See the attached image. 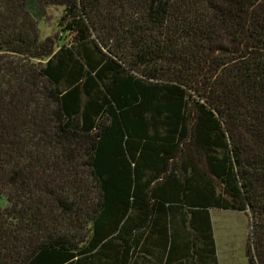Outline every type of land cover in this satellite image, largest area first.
<instances>
[{
  "label": "trees",
  "instance_id": "16d2710c",
  "mask_svg": "<svg viewBox=\"0 0 264 264\" xmlns=\"http://www.w3.org/2000/svg\"><path fill=\"white\" fill-rule=\"evenodd\" d=\"M7 1L62 9L0 23V56L44 61L0 85V264H218L212 208L264 223V0Z\"/></svg>",
  "mask_w": 264,
  "mask_h": 264
},
{
  "label": "rangeland",
  "instance_id": "374dc122",
  "mask_svg": "<svg viewBox=\"0 0 264 264\" xmlns=\"http://www.w3.org/2000/svg\"><path fill=\"white\" fill-rule=\"evenodd\" d=\"M7 4V0H0V12L5 8ZM61 9V5L49 6L47 8V15L45 20L40 21L36 20L31 15L27 16V14H23V12L19 14L11 13L9 17L4 21V15H1L0 13V23L6 25L7 29L9 30L27 32L28 35L36 36L38 39H41L47 35L53 34L57 30L56 20L61 13ZM258 11L263 12L264 6H260L258 8ZM231 28L232 27L229 26V29ZM62 34L63 39L68 36L67 31H63ZM114 47H116L115 41ZM125 55L128 57L127 54ZM3 60L4 62L6 61V63H1V61ZM43 62V60L27 59L12 54H3L2 56H0V68L2 67V77L0 80V85L5 86L7 83L4 80L12 78L13 68L11 67L15 65H23L33 66L36 68V66H41ZM145 66V68L143 67V69L145 70L151 68L150 64H147ZM151 80L155 81L156 78H152ZM243 142H248L247 144H244V146H246V148L250 150V152H257L253 148L256 147L253 140L247 141L244 139ZM71 172L78 173L76 175L77 177H80L82 179L88 178V180L91 181L90 176H88L84 171H77L74 170V168H71ZM71 172H69L65 168V165L59 163L53 171L52 175L57 180H69L70 182L72 177L74 176ZM211 216L214 226L215 239L217 240L218 249L220 251V264H247L245 249L248 243H250L252 255L255 262H259L258 253L261 252L264 248L263 221L252 219L246 212L234 209L212 208ZM252 236L254 238L253 241H251Z\"/></svg>",
  "mask_w": 264,
  "mask_h": 264
},
{
  "label": "crops",
  "instance_id": "0c3cea01",
  "mask_svg": "<svg viewBox=\"0 0 264 264\" xmlns=\"http://www.w3.org/2000/svg\"><path fill=\"white\" fill-rule=\"evenodd\" d=\"M211 218H212V216H211ZM212 224H213V222H212ZM213 230H214V226H213ZM215 233V232H214ZM214 238H215V235H214ZM215 245H216V254H217V258H218V264H220L219 263V261H220V257H219V253H220V251H219V249H218V244H217V240L215 239Z\"/></svg>",
  "mask_w": 264,
  "mask_h": 264
}]
</instances>
